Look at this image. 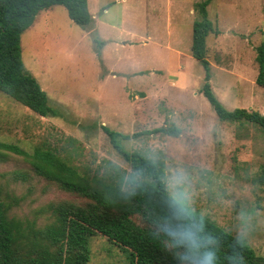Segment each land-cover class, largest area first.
<instances>
[{"label": "rangeland", "instance_id": "obj_1", "mask_svg": "<svg viewBox=\"0 0 264 264\" xmlns=\"http://www.w3.org/2000/svg\"><path fill=\"white\" fill-rule=\"evenodd\" d=\"M199 1L89 0L88 26L61 4L40 10L21 34L22 59L57 114L42 116L0 90V141L30 154L51 149L82 176L123 188L153 182L143 157L171 196L264 255V130L220 120L201 91L205 68L192 54ZM207 11L219 31L206 38L214 91L230 110L264 114L256 82L264 0H211ZM104 126L131 136L114 143ZM169 126L180 133L155 131ZM5 151L1 202L15 248L56 252L35 231L55 221L54 204L86 199L28 156ZM89 247L87 264H132L131 250L99 230Z\"/></svg>", "mask_w": 264, "mask_h": 264}, {"label": "trees", "instance_id": "obj_2", "mask_svg": "<svg viewBox=\"0 0 264 264\" xmlns=\"http://www.w3.org/2000/svg\"><path fill=\"white\" fill-rule=\"evenodd\" d=\"M210 2L201 0L196 4L199 18L193 24L192 33V54L205 68L201 91L220 120L256 123L264 130L263 113L246 108L228 109L212 87L206 38L210 33L219 31L208 16ZM56 4L65 6L76 23L82 26L92 24L89 0H0V90L42 116L56 115L57 110L51 106L37 77L24 65L21 34L34 22L40 10ZM256 51L259 65L256 82L264 86V40ZM104 128L114 143L118 137L131 136L106 126ZM155 131L174 136L180 133V129L174 126L160 127ZM6 149L28 156L67 190L79 194L86 201L81 204L67 200L54 204L55 221L39 227L35 233L48 242L49 247H56L57 251L49 254L43 251L35 255L29 252L30 246L23 247L24 252L15 248L16 237L4 216L0 188V264H87L90 240L95 230L104 233L111 241L128 247L132 253V264H177L172 251L164 248L167 238L158 230L165 221L185 225L195 222L201 237L215 251L216 264H264V255L257 253L246 240L171 196L156 174L155 164L143 157L140 162L149 169L153 182L140 181L123 188L98 177L82 176L78 169L67 164L51 149H35L30 154L16 145L0 141V156ZM260 177L263 181L264 163Z\"/></svg>", "mask_w": 264, "mask_h": 264}, {"label": "clouds", "instance_id": "obj_3", "mask_svg": "<svg viewBox=\"0 0 264 264\" xmlns=\"http://www.w3.org/2000/svg\"><path fill=\"white\" fill-rule=\"evenodd\" d=\"M182 214L187 216L186 213ZM158 230L167 238L164 248L172 251L177 264H216V253L208 246V241L201 237L195 222L185 225L165 221Z\"/></svg>", "mask_w": 264, "mask_h": 264}, {"label": "crops", "instance_id": "obj_4", "mask_svg": "<svg viewBox=\"0 0 264 264\" xmlns=\"http://www.w3.org/2000/svg\"><path fill=\"white\" fill-rule=\"evenodd\" d=\"M106 8H104V11H105Z\"/></svg>", "mask_w": 264, "mask_h": 264}]
</instances>
